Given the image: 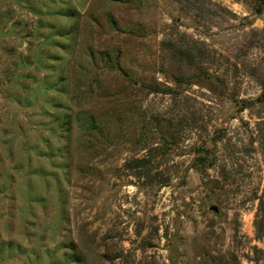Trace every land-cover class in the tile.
I'll return each mask as SVG.
<instances>
[{"label": "rangeland", "instance_id": "obj_1", "mask_svg": "<svg viewBox=\"0 0 264 264\" xmlns=\"http://www.w3.org/2000/svg\"><path fill=\"white\" fill-rule=\"evenodd\" d=\"M255 7L0 0V264H264Z\"/></svg>", "mask_w": 264, "mask_h": 264}, {"label": "trees", "instance_id": "obj_2", "mask_svg": "<svg viewBox=\"0 0 264 264\" xmlns=\"http://www.w3.org/2000/svg\"><path fill=\"white\" fill-rule=\"evenodd\" d=\"M255 2H256V7H255L256 11L255 12H256V14L261 15L263 13L264 0H255ZM180 81H181V79H180ZM147 88L152 90L153 93H161V92H163V88H161V85H159V84H156V85H153V86H148ZM259 99L261 101L264 100V92H263L262 96ZM88 122H89V120L85 121V123H88ZM90 125L92 126V128L94 130L98 129V123H97L96 118L94 116H92V119L90 120ZM209 160L210 159H205V160L201 159L200 156H199V159H198V161L202 162V164H205V166H211L213 164ZM206 162H209V165H206ZM262 196L263 197L261 199V205H260V208H259V211H261V213L264 212V192H263Z\"/></svg>", "mask_w": 264, "mask_h": 264}, {"label": "water", "instance_id": "obj_3", "mask_svg": "<svg viewBox=\"0 0 264 264\" xmlns=\"http://www.w3.org/2000/svg\"><path fill=\"white\" fill-rule=\"evenodd\" d=\"M215 210L217 211V208H215Z\"/></svg>", "mask_w": 264, "mask_h": 264}]
</instances>
